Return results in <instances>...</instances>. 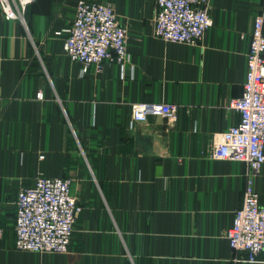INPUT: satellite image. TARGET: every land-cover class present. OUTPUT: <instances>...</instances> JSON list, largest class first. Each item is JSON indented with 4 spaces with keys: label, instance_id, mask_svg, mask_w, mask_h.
Masks as SVG:
<instances>
[{
    "label": "crops",
    "instance_id": "obj_1",
    "mask_svg": "<svg viewBox=\"0 0 264 264\" xmlns=\"http://www.w3.org/2000/svg\"><path fill=\"white\" fill-rule=\"evenodd\" d=\"M77 1L34 0L25 25L0 10V264H264L226 238L246 164L212 155L239 122L230 100L264 0H207L196 44L153 35L155 0H87L113 6L131 62L84 73L63 50ZM134 102L176 114L133 122ZM38 176L69 178L82 207L66 253L15 248L17 192ZM253 186L264 205V164Z\"/></svg>",
    "mask_w": 264,
    "mask_h": 264
},
{
    "label": "built area",
    "instance_id": "obj_2",
    "mask_svg": "<svg viewBox=\"0 0 264 264\" xmlns=\"http://www.w3.org/2000/svg\"><path fill=\"white\" fill-rule=\"evenodd\" d=\"M34 0H0L7 20L26 24L25 13ZM207 0H155L153 35L165 41L196 44L212 25ZM264 6L252 20L246 74L241 95L230 100L239 122L221 133L213 157L246 164L242 202L226 231L229 246L244 252L253 262L264 251V205L258 201L253 178L264 164ZM64 53L80 61L82 73L90 64L98 71L104 61L120 66L131 62L127 50L128 32L116 17L110 3L78 0L73 20L65 29ZM176 105L165 102H134L133 122L149 115L173 119ZM43 157L42 155L40 156ZM15 248L46 253H66L77 215L82 210L70 192L69 178L38 176L33 184L17 192Z\"/></svg>",
    "mask_w": 264,
    "mask_h": 264
}]
</instances>
